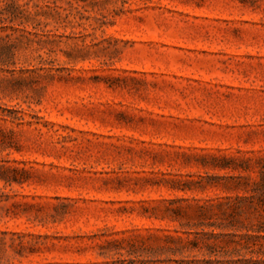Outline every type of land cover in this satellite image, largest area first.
<instances>
[{
  "label": "rangeland",
  "instance_id": "rangeland-1",
  "mask_svg": "<svg viewBox=\"0 0 264 264\" xmlns=\"http://www.w3.org/2000/svg\"><path fill=\"white\" fill-rule=\"evenodd\" d=\"M217 260L264 264V0H0V264Z\"/></svg>",
  "mask_w": 264,
  "mask_h": 264
},
{
  "label": "trees",
  "instance_id": "trees-1",
  "mask_svg": "<svg viewBox=\"0 0 264 264\" xmlns=\"http://www.w3.org/2000/svg\"><path fill=\"white\" fill-rule=\"evenodd\" d=\"M184 190V189H182ZM170 203H172V201H170ZM214 204H211V203H208V204H203V205H200L198 207H200L201 209H207L209 207H212ZM215 264H223L221 261L217 260ZM229 264H232V262H229Z\"/></svg>",
  "mask_w": 264,
  "mask_h": 264
}]
</instances>
